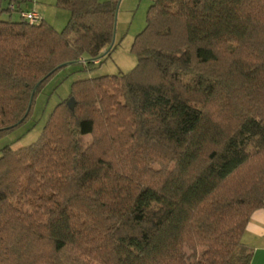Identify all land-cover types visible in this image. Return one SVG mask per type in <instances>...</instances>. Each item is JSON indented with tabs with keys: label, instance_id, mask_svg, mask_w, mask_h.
<instances>
[{
	"label": "trees",
	"instance_id": "16d2710c",
	"mask_svg": "<svg viewBox=\"0 0 264 264\" xmlns=\"http://www.w3.org/2000/svg\"><path fill=\"white\" fill-rule=\"evenodd\" d=\"M30 2L0 0V138L55 73L114 45L118 0H56L61 30L21 18ZM131 51L130 71L73 81L35 141L0 148V264H249L264 0H151Z\"/></svg>",
	"mask_w": 264,
	"mask_h": 264
},
{
	"label": "rangeland",
	"instance_id": "374dc122",
	"mask_svg": "<svg viewBox=\"0 0 264 264\" xmlns=\"http://www.w3.org/2000/svg\"><path fill=\"white\" fill-rule=\"evenodd\" d=\"M55 2L56 0H35V5L44 20L55 29L61 30L69 18V12L57 7ZM150 4L151 0H118L114 45L109 54L102 59L101 65H93L84 70L82 63H75L55 73L36 96L30 119L0 138V148L7 144L16 149L35 141L53 107L67 98L73 81L130 71L136 64L131 44L137 33L145 26ZM12 19H17V13L12 14ZM89 141L90 136H83L84 144Z\"/></svg>",
	"mask_w": 264,
	"mask_h": 264
},
{
	"label": "crops",
	"instance_id": "0c3cea01",
	"mask_svg": "<svg viewBox=\"0 0 264 264\" xmlns=\"http://www.w3.org/2000/svg\"><path fill=\"white\" fill-rule=\"evenodd\" d=\"M28 7L36 9L35 0H31ZM41 17L43 18V15ZM241 241L252 249L249 264H264V206L253 212L242 234Z\"/></svg>",
	"mask_w": 264,
	"mask_h": 264
},
{
	"label": "built area",
	"instance_id": "2783aa9c",
	"mask_svg": "<svg viewBox=\"0 0 264 264\" xmlns=\"http://www.w3.org/2000/svg\"><path fill=\"white\" fill-rule=\"evenodd\" d=\"M9 8L13 9V5H10ZM20 17L26 20L28 23H36L40 20L41 16L38 11L34 8L27 10H22L19 13Z\"/></svg>",
	"mask_w": 264,
	"mask_h": 264
},
{
	"label": "water",
	"instance_id": "95a60500",
	"mask_svg": "<svg viewBox=\"0 0 264 264\" xmlns=\"http://www.w3.org/2000/svg\"><path fill=\"white\" fill-rule=\"evenodd\" d=\"M117 6H118V4H117ZM117 6H116V11H117ZM115 22H116V16H115ZM114 33H115V29H114ZM113 43H114V34H113L112 42H111V44H110V46H109L108 49H110V48L112 47ZM66 64H67V63L60 64L59 66H57V68H60V67H62V66H64V65H66ZM39 83H40V81L35 85L34 89H33L32 92H31L30 99H29V104H28V107H27V110H26L24 116H26V114L28 113V111H29V109H30L31 101H32V99H33V95H34V91H35V89H36V87H37V85H38ZM67 104L71 106V103H70L69 101H67ZM24 116H23V117H24Z\"/></svg>",
	"mask_w": 264,
	"mask_h": 264
}]
</instances>
